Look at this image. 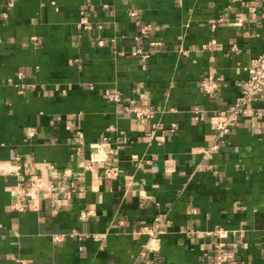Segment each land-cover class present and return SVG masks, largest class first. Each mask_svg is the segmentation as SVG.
Instances as JSON below:
<instances>
[{"label":"crops","instance_id":"0c3cea01","mask_svg":"<svg viewBox=\"0 0 264 264\" xmlns=\"http://www.w3.org/2000/svg\"><path fill=\"white\" fill-rule=\"evenodd\" d=\"M262 52L264 0H0V264H264L263 99L203 156Z\"/></svg>","mask_w":264,"mask_h":264},{"label":"built area","instance_id":"2783aa9c","mask_svg":"<svg viewBox=\"0 0 264 264\" xmlns=\"http://www.w3.org/2000/svg\"><path fill=\"white\" fill-rule=\"evenodd\" d=\"M150 30L148 25L141 27L139 30L140 36H145L146 32ZM140 50H136L133 53H139ZM247 76L240 86L238 95L236 96L234 102L228 106L226 112L220 116H213L210 118L211 129L213 130V139L209 145L203 150V156L209 157L212 153L216 152L220 144L223 142L224 137L228 134L230 129L236 126L240 120L251 119L256 121L261 118L262 110L254 108L252 102L261 97L264 101V52L258 54L257 56L251 58L246 66ZM200 88L202 92L206 95L214 94L217 89V82L214 75L211 72H208L200 80ZM107 98L114 102L119 103L120 98L117 93H107ZM127 110L132 112L134 116L138 119L142 117H150L153 113L150 108H141L138 106H129ZM195 119H201L202 116L198 111H194ZM257 133L264 137V123L261 126L256 128ZM73 144L77 151L79 146L82 143V133L77 131L75 137L73 138ZM94 156L97 160L101 162H106L107 152L111 149L108 147V144L105 142H99L94 145ZM15 160H19L16 156ZM105 175L115 176V172H111L109 169H105ZM37 181L33 184L35 186H40L41 179H36ZM66 192H74L75 188L73 184H69L66 188ZM54 193V192H53ZM15 210L22 211L25 209L26 205L21 202L18 198L14 202ZM166 222L165 215L157 214L153 217L152 221L149 224L143 225L139 228V234H142L146 237L144 243L141 247L140 256L144 257L148 252H154L157 249V242L160 239L161 234L163 233V225ZM215 232H220V229H217ZM223 242H218L213 253V260L217 264L224 263L230 255L222 249Z\"/></svg>","mask_w":264,"mask_h":264}]
</instances>
